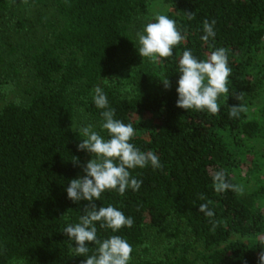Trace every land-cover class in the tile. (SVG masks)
<instances>
[{
    "label": "trees",
    "instance_id": "obj_1",
    "mask_svg": "<svg viewBox=\"0 0 264 264\" xmlns=\"http://www.w3.org/2000/svg\"><path fill=\"white\" fill-rule=\"evenodd\" d=\"M48 1L53 16L49 38L30 53L36 89L24 102L0 107V264H81L74 240L62 231L79 222L86 200L72 201L66 188L82 177L81 165L92 158L77 145L84 137L74 127L75 105L100 125L104 109L96 107L94 87L106 93L116 119L135 129L132 143L153 151L162 164L130 170L143 181L123 196L106 191L97 208L112 204L132 217V227L113 233L96 222L99 239L120 235L133 247L129 264H260L264 251V0H166L184 41L173 55L153 62L141 57L128 26L146 12L148 0ZM10 0H0V12ZM195 18L187 19L186 13ZM215 21V37L201 40L203 22ZM150 21V20H149ZM18 22V26H22ZM226 49L229 94L221 95L216 115L176 106L179 58L190 49L206 59ZM128 55L127 68L119 58ZM131 55V56H130ZM167 78L170 87L165 88ZM2 88L0 87V95ZM241 96L238 100L236 97ZM233 105L247 110L230 118ZM77 158L78 162L74 163ZM223 170L229 183L242 186L214 190L212 175ZM204 194L205 199H199ZM207 204L211 219L199 211ZM173 217L201 244L191 258L186 249L163 252L147 246L146 231ZM177 225V226H178ZM235 236V239L230 240ZM89 255L97 247L86 242Z\"/></svg>",
    "mask_w": 264,
    "mask_h": 264
},
{
    "label": "clouds",
    "instance_id": "obj_2",
    "mask_svg": "<svg viewBox=\"0 0 264 264\" xmlns=\"http://www.w3.org/2000/svg\"><path fill=\"white\" fill-rule=\"evenodd\" d=\"M186 15L189 20L195 18L194 12ZM214 24V20L203 22L204 35L200 37L201 40L207 42L210 37H215ZM136 37L140 56L153 62L172 56L173 48L185 39L176 21L162 13H156L146 22L143 30L136 33ZM179 73L176 106L185 110H206L210 114H218L220 108L218 101L221 95L226 101L229 94V77L232 74L228 66L226 49L216 48L208 53L206 59H198L190 49L183 50L179 58ZM162 82L165 88L170 87L167 78ZM236 98L242 99L241 96ZM93 101L97 108L104 109L100 113L103 118L100 127L107 131L108 138L94 130L92 124L79 129L84 138L80 140L77 149L88 151L92 158L82 166L85 175L71 179L66 192L67 197L74 202L86 200L89 203L84 207L79 222L68 224L62 231L70 240L75 241L76 246L72 247L75 256L86 257L81 264H129L132 259V245L120 235L99 239L96 222H100L101 228L111 229L115 233L121 228L132 227L134 223L132 217L126 216L112 204L97 208L93 201L100 200L106 191H115L120 196L128 189L138 191L143 181L135 178L130 170L148 165L153 169H159L162 164L156 153L151 150L141 151L131 142L135 136L133 125L114 118L115 109L109 107L107 95L99 85L94 87ZM246 110L243 105H233L228 115L235 118ZM73 161L78 162L77 158ZM212 182L214 190L218 193L229 189L240 194L244 191L242 186L229 183L223 170L214 172ZM199 199L204 200V194H200ZM198 210L210 218L214 231L217 226V221L211 219L214 212L206 203L201 204ZM86 242H92L97 246L91 255L88 254L90 249ZM259 262L264 264V251L259 255Z\"/></svg>",
    "mask_w": 264,
    "mask_h": 264
},
{
    "label": "rangeland",
    "instance_id": "obj_3",
    "mask_svg": "<svg viewBox=\"0 0 264 264\" xmlns=\"http://www.w3.org/2000/svg\"><path fill=\"white\" fill-rule=\"evenodd\" d=\"M171 7L166 0H148L146 12L134 23L128 26L135 46L139 44L136 33L143 30L146 22L156 13L166 14ZM53 16V9L48 1L35 3V0H10L9 8L0 12V107L9 101L24 102L28 99L29 91L36 89V83L30 67V53L49 38L48 22ZM22 26H18V22ZM131 56V55H130ZM128 55L119 58V68H127ZM95 123L85 111L75 105L74 127ZM90 158H85L82 166ZM82 173H84L82 171ZM175 218L170 217L160 228L146 231V242L151 252L161 255L185 250L191 258H195L203 251L201 244L192 240L190 234L178 225ZM235 239V236L230 240Z\"/></svg>",
    "mask_w": 264,
    "mask_h": 264
}]
</instances>
